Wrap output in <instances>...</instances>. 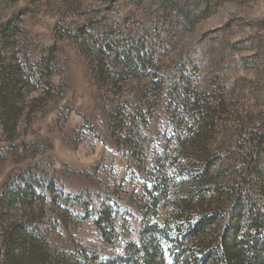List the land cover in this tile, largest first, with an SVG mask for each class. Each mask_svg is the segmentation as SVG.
Listing matches in <instances>:
<instances>
[{"label": "rangeland", "instance_id": "374dc122", "mask_svg": "<svg viewBox=\"0 0 264 264\" xmlns=\"http://www.w3.org/2000/svg\"><path fill=\"white\" fill-rule=\"evenodd\" d=\"M125 53L152 54L154 69L115 80ZM113 106L125 119L108 131ZM137 109L151 123L143 152L121 129ZM34 175L132 216L116 241L85 217L73 234L86 250L134 240L144 217L167 230L168 264H220L223 238H239L258 213L260 237L264 0H0V193ZM50 202L41 211L34 201L23 223L46 224ZM1 221L0 264H26L24 247L6 260ZM58 235L49 233L56 247Z\"/></svg>", "mask_w": 264, "mask_h": 264}, {"label": "trees", "instance_id": "16d2710c", "mask_svg": "<svg viewBox=\"0 0 264 264\" xmlns=\"http://www.w3.org/2000/svg\"><path fill=\"white\" fill-rule=\"evenodd\" d=\"M120 62H124L128 70L120 69L113 73L115 80L126 79L127 75L136 72L141 64L147 66L148 71L154 69L151 66L152 54L145 57L139 53H125L116 56L112 63ZM100 76L104 77V74ZM106 114L109 121L108 131L124 122L125 114L119 113L117 106L111 107ZM152 114H148L150 121L154 117ZM127 116L128 125L121 127L128 136L125 138L126 143L143 152L144 150L141 149L145 147V134L150 131L151 123L147 122L146 114L142 110L137 109ZM134 137L137 141H132ZM244 170L249 174V169L244 167ZM59 188L54 178L39 180L34 175L24 182L21 191L0 193L1 223L2 227H6L5 239L10 242L6 260L11 262L15 259L16 247H24L26 264H49V259L55 262L54 264H168L162 240H167L170 236L167 230L151 224L147 217L141 220L134 240H127L123 246L118 245L110 252H105L100 248L101 246L87 249L89 251L87 252L86 248H82V244L74 242L75 233L73 234L75 227L81 224L85 217L93 216L99 228L103 230L104 237L109 236L105 239L115 238V241L119 236H127L133 218L129 215L128 220L123 219L119 212L122 208L115 202L110 203L107 197L96 202L93 195L87 191L80 196L71 197L64 195ZM247 189L249 190L241 193L240 198L244 203L249 204L255 195V190L253 187ZM47 197L51 200L50 206H56L55 216L44 225L29 224L31 223L29 221L23 223L24 220L33 217V212L37 213L33 210L34 201H37L42 211ZM41 213L43 212H40L42 216ZM262 219L258 213L252 226L239 238H223L220 252H216L217 257L221 258L220 264H264V232L260 237L254 233L261 227ZM22 224L24 226L21 229ZM51 231L62 234L61 246L56 247L50 241ZM15 241H19L18 246L13 245ZM103 251L105 256L102 255Z\"/></svg>", "mask_w": 264, "mask_h": 264}]
</instances>
